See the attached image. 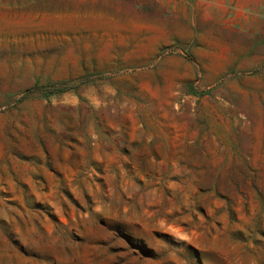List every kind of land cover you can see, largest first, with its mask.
<instances>
[{
	"label": "rangeland",
	"instance_id": "1",
	"mask_svg": "<svg viewBox=\"0 0 264 264\" xmlns=\"http://www.w3.org/2000/svg\"><path fill=\"white\" fill-rule=\"evenodd\" d=\"M0 264H264V0H0Z\"/></svg>",
	"mask_w": 264,
	"mask_h": 264
}]
</instances>
